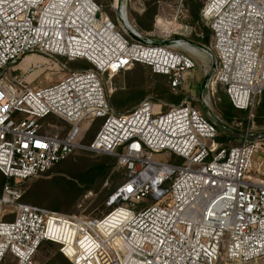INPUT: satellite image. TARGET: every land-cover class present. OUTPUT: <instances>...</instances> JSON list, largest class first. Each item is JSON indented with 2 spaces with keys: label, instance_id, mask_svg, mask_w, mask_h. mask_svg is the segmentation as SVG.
Wrapping results in <instances>:
<instances>
[{
  "label": "built area",
  "instance_id": "built-area-1",
  "mask_svg": "<svg viewBox=\"0 0 264 264\" xmlns=\"http://www.w3.org/2000/svg\"><path fill=\"white\" fill-rule=\"evenodd\" d=\"M128 1L115 0L125 28L96 0H0V172L6 178L0 264H42L36 257L45 242L58 245L72 264L263 262L264 140L253 139L263 134L223 122L210 95L222 86L236 109L249 111L263 93L264 0H207L201 16L212 32L209 46L129 28ZM194 52L211 59L198 99L168 104L166 112L154 98L127 112L111 104L105 76L140 64L167 76L175 92L197 66ZM29 54L49 58L67 75L33 86L27 75L44 67L21 74L18 66ZM75 62L90 67L69 68ZM97 119L102 125L85 143L83 125ZM217 122L240 139L220 140L227 134ZM79 152L115 157L126 171L105 215L88 218L23 201L21 183ZM164 152L168 161L155 159ZM256 153L262 160L253 163Z\"/></svg>",
  "mask_w": 264,
  "mask_h": 264
},
{
  "label": "rangeland",
  "instance_id": "rangeland-1",
  "mask_svg": "<svg viewBox=\"0 0 264 264\" xmlns=\"http://www.w3.org/2000/svg\"><path fill=\"white\" fill-rule=\"evenodd\" d=\"M96 1L102 7L103 12L118 27H121L122 24L124 27L126 26L123 22L121 24L115 0ZM206 2L207 0H129L125 8L133 29L137 28L145 34H153L156 37L161 35L168 37L172 34L171 38H181L184 35L194 45H201L205 36L204 29H210L209 24L201 16ZM194 5L200 6L198 20H195L191 14V8ZM140 23L144 28L140 26ZM157 40L162 39L157 38ZM190 56L196 61L197 66L187 76L186 83L175 92L169 88L166 78L155 76L147 66H135L118 75L105 76L111 101L122 98L129 92L133 93L134 97H139L137 104L131 102L123 111L113 107L119 112H126L144 100L154 98L163 102L162 108L157 109L166 112L169 109L168 104H178L172 98H180L179 103L186 97L198 99L210 72L211 59L201 52L191 53ZM37 64L43 65L44 68L27 75V80L32 82L33 86L48 87L67 75L66 70L59 68L49 58L41 54L27 55L19 64L18 69L21 74H25L30 66ZM86 67H90L86 62L69 64L71 69ZM214 91L210 97L211 106L216 116L235 128L245 129L249 126L250 131L254 134H264V106L261 95L257 98L252 110L243 113L236 112L235 116L227 121L223 117V110L227 109L229 97L222 86L217 85ZM155 103L159 102L155 101ZM192 103L204 112L198 100H193ZM51 122L58 127L62 126L61 122L55 118L51 119ZM101 123L100 120H88L84 123L83 141L85 143L90 142L99 130ZM239 124H241V128ZM234 143L238 142L234 141ZM169 158L170 154L166 152L155 155V159L159 161H168ZM107 159L113 160L114 158L92 152H79L59 163L49 172L21 183L20 186L26 193L24 199L26 202L56 209L67 214L88 218L102 217L108 212L106 207L108 197L126 180V171L116 167L106 179H97L90 183H84L81 179L87 174L91 176L96 166L103 164ZM261 160V155L256 153L253 157V163ZM251 171L253 172L254 169ZM57 253V246L45 247L38 253L36 260L42 264L70 263L69 259L67 263ZM7 264L11 263L8 262ZM259 264H264V261Z\"/></svg>",
  "mask_w": 264,
  "mask_h": 264
},
{
  "label": "trees",
  "instance_id": "trees-1",
  "mask_svg": "<svg viewBox=\"0 0 264 264\" xmlns=\"http://www.w3.org/2000/svg\"><path fill=\"white\" fill-rule=\"evenodd\" d=\"M199 9H200V6H196V5H194L192 8H191V14H192V16H193V18H195V20H198L199 19ZM140 26L141 27H143L144 28V26L140 23ZM204 34H205V36H204V38H203V44H201V45H203V46H209L210 44H211V42H212V32H211V30L210 29H204ZM135 66H144V65H140V64H137V65H135ZM134 66V67H135ZM86 68H88V67H86ZM152 72V71H151ZM153 73V72H152ZM154 74V73H153ZM155 76H160V77H163V78H166V81H167V84L169 83V78L167 77V76H163V75H157V74H154ZM159 89V88H158ZM162 92H164V90H162ZM133 93H126V95H124V97H122V98H119V99H115V100H110V102H111V104L114 106V107H116L117 109H120L121 111H123L125 108H126V106L128 105V104H130L131 102H135L136 104H137V102L139 101V97L138 98H136V97H134L133 95H132ZM261 98H262V104H263V106H264V91H263V93L261 94ZM172 100H175L176 101V103H179V101H180V98H172ZM131 110V109H130ZM127 112V111H126ZM236 112H240V113H243V112H246V111H242V110H238V109H236L234 106H233V104H232V102L230 101V99L228 98V103H227V109L226 110H223V117L225 118V120H231L234 116H235V113ZM97 120H100V121H102L101 119H97ZM225 123H227L228 124V122H226L225 121ZM101 125H102V123H101ZM101 127V126H100ZM100 129V128H99ZM99 131V130H98ZM97 131V132H98ZM97 132L95 133V135L93 136V138L90 140V142H87V143H91L92 142V140L94 139V137L96 136V134H97ZM230 139V137L229 136H227V135H225V134H222L221 136H220V140H225V139ZM114 159L113 160H111V159H107L103 164H99L98 166H96V168H95V170L94 171H92V175L90 176V174H87V175H85L82 179H81V181L82 182H87V183H90V182H93V181H95V180H97V179H106V177L110 174V172L114 169V168H116V167H118L119 168V166H118V161H117V159L115 158V157H113ZM64 162V161H63ZM28 181V180H27ZM5 183H6V178H5V176L0 172V191L2 190V188H3V186L5 185ZM118 188V187H117ZM116 188V189H117ZM115 189V190H116ZM115 190L113 191V192H115ZM112 192V193H113ZM111 193V194H112ZM26 194V193H25ZM24 197H25V195H24ZM109 198V197H108ZM23 201L24 202H26L25 201V199L23 198ZM27 203H29V202H27ZM32 204V203H31ZM35 205H37V204H35ZM38 206H40V205H38ZM42 207H44V206H42ZM47 208V207H46ZM48 209H50V208H48ZM51 210H54V211H57V212H62V211H59V210H56V209H51ZM62 213H64V212H62ZM67 214V213H66ZM54 246H57L58 247V256L61 258V259H63L65 262H69V260H68V258H66L61 252H60V250H59V246L58 245H56V244H54V243H51V242H45V243H43L42 245H41V247H40V249H39V252L40 251H42L45 247L46 248H53ZM69 264H72L71 263V261H70V263Z\"/></svg>",
  "mask_w": 264,
  "mask_h": 264
},
{
  "label": "water",
  "instance_id": "water-1",
  "mask_svg": "<svg viewBox=\"0 0 264 264\" xmlns=\"http://www.w3.org/2000/svg\"><path fill=\"white\" fill-rule=\"evenodd\" d=\"M217 123H218L219 128H220L222 131H224L228 136L233 137V138H236V139H240L241 134H238V133H234V132H230V131H228V130H225L219 122H217ZM253 139L264 140V134H263L262 136H260V137H258V136H253Z\"/></svg>",
  "mask_w": 264,
  "mask_h": 264
},
{
  "label": "bare ground",
  "instance_id": "bare-ground-1",
  "mask_svg": "<svg viewBox=\"0 0 264 264\" xmlns=\"http://www.w3.org/2000/svg\"><path fill=\"white\" fill-rule=\"evenodd\" d=\"M128 26H129V28L133 29V27H132L133 25H131L130 22L128 23Z\"/></svg>",
  "mask_w": 264,
  "mask_h": 264
},
{
  "label": "crops",
  "instance_id": "crops-1",
  "mask_svg": "<svg viewBox=\"0 0 264 264\" xmlns=\"http://www.w3.org/2000/svg\"><path fill=\"white\" fill-rule=\"evenodd\" d=\"M29 57H30V56H29ZM24 59H25V58H24ZM24 59H23V60H24ZM23 60H22V61H23Z\"/></svg>",
  "mask_w": 264,
  "mask_h": 264
}]
</instances>
